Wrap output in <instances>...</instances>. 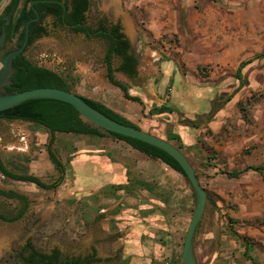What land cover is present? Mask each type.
I'll return each mask as SVG.
<instances>
[{
    "label": "rangeland",
    "instance_id": "1",
    "mask_svg": "<svg viewBox=\"0 0 264 264\" xmlns=\"http://www.w3.org/2000/svg\"><path fill=\"white\" fill-rule=\"evenodd\" d=\"M118 2L120 3L118 10L116 7L110 8L119 14L106 9L109 7L103 8L102 4H91L88 13L91 19H88V22H92L94 18H104L111 13V20L118 21L122 26L121 21L123 22L125 17L122 14L128 12L133 20L134 34L139 33L141 37L144 34L142 31L147 30L144 34L147 43L144 41V44L161 50L168 59L176 62L191 82H214L217 77L232 74L240 61L249 60L264 51V0H118ZM186 5H189V8H186ZM45 23L48 30L45 39L50 40V49L41 45L42 39L35 41L30 48L33 50V62L50 70H59L70 60L67 53L70 46L72 57L77 60H84L87 55L95 58L92 65L94 68L92 70L90 68L86 75L84 71L80 72L81 76L100 74V67L97 65L102 60L100 57L102 53L98 50H92L90 53L86 48L94 41L83 35H74L64 27L55 25L50 19H46ZM126 23L125 21L124 25ZM130 32L131 29L129 32L127 30V33ZM52 44L55 47H52ZM97 46L99 50L104 51L105 46L102 42ZM243 74L245 86L237 94L239 104L235 106L234 111L228 113L234 112L235 118H228L221 130L211 131L213 136L210 135V131H205V135L211 136L213 140L211 145L204 143L205 146L211 150L218 147L224 151L216 152L217 161L210 163L213 166L208 164V168L198 169L197 173L206 194L219 191L224 195L219 208L227 217H224L222 212L218 213V217L221 216L219 225L228 222L231 216L230 219L235 221V230L258 243L264 252V221L250 219L253 221L245 222V215L240 213V206L246 203L244 200H250V197L255 196L257 200L253 201L256 204L251 202L248 211H252L258 218L264 216V190L260 178L257 176V180H251L250 184L258 185L261 190L256 187L249 194L245 193L246 187L241 181H230L226 178L211 180L218 171H230L246 164L264 163V58L254 59L245 67ZM173 83L176 85L175 77L166 74L160 79L159 87L163 89ZM175 87L178 89V86ZM224 88L219 89L225 90ZM76 91L82 93L79 87ZM117 93H120L121 100L126 102L121 92ZM118 97L116 95L115 98L118 100ZM235 136H240L245 141L238 143ZM229 139L231 145L227 146L225 144ZM49 142V133L37 124L0 119V160L5 171L35 176L45 185L59 180L55 190L46 191L32 183L12 179L0 170V192L22 195L24 198L18 200L16 197L8 198L0 194V216L6 221L19 218L13 223H4L0 219V239H5L4 242L0 241V249L3 244L5 250H11V244L19 234L35 237V233H38L41 236H50V246L64 244L72 248L67 251L69 254L78 255L100 245L102 239L98 238L100 232L95 226L99 227L103 222L108 228L113 225L111 221L108 224L107 221H101L103 214L110 215L113 204L110 195H106L110 192L109 187L106 186L95 193H84V187H80L79 183H85L86 179L80 177L78 166L70 162L75 155L89 153L88 151L101 146L103 139L87 140L85 137L69 134L55 135L52 149L61 162L63 168L61 175L48 158ZM200 156H197V159H200ZM203 159L204 157L200 160ZM167 183L179 186L176 180H168ZM181 186L183 191L178 187L176 193V210L181 208L178 198L182 193L186 191L192 193L189 183L185 180ZM151 187L155 189V184ZM245 205L248 206V203ZM208 209L205 208L201 220H205ZM92 226L95 229L88 243L82 240V236ZM250 232L251 237L248 236ZM106 236V241L112 237L111 234ZM42 244L43 242L39 246Z\"/></svg>",
    "mask_w": 264,
    "mask_h": 264
},
{
    "label": "crops",
    "instance_id": "2",
    "mask_svg": "<svg viewBox=\"0 0 264 264\" xmlns=\"http://www.w3.org/2000/svg\"><path fill=\"white\" fill-rule=\"evenodd\" d=\"M119 5L102 4V7H109L106 9L110 10H114L116 7L118 10ZM186 8H189V5H186ZM116 10L114 11L119 14ZM122 15L125 17L123 22L121 21V32L123 39L131 45V50L127 54L135 60L134 74L128 76L118 70L123 63L121 57L112 54L110 63L114 79L126 87L128 96L136 98V100L126 99L124 92L108 81L107 69L104 64L107 44L106 41L96 36L85 37L94 41L86 47L90 53L92 50L102 53L100 56L102 60L97 65L100 67L98 76L93 74L85 76L90 68L91 70L94 68L92 65L95 58L87 55L86 59L77 60L72 57L70 46L67 52L69 62L61 66L59 70L52 71L71 72L74 77L78 78L77 84L71 92L103 105L144 132L159 137L172 145L180 146L181 152L195 170L208 168L211 161H217L216 152L223 149L214 147L213 151L205 146L204 143L209 145L213 143L212 137L206 136L205 131H210V135H212L214 130L223 128L228 118H235L234 112L228 113L234 111L235 106L239 104L237 94L245 86L243 71L254 59H263L257 58V56L264 51L249 60L240 61L232 74L217 77L214 82H191L176 62L168 59L161 50L144 44L146 41L144 34L147 30L142 31L144 34L141 37L139 33L135 32L136 34H134V25H132L133 20L130 14L124 12ZM125 21L130 27L132 25L130 34L127 33ZM112 22L116 24L118 21L113 19ZM104 25L106 24L104 23ZM45 38L47 36L41 38V45L50 49V40ZM99 42L104 44V51L98 49ZM51 46L55 47L54 44ZM247 61L250 62L241 69L240 79H238L237 70L241 64ZM82 71L85 73L84 76L80 74ZM166 74L172 78L175 77L176 85L173 83V85L160 89L159 81ZM77 86L81 88L82 93L76 91ZM175 86H178V89ZM118 91L121 92L126 102L121 100ZM108 92L110 94H107ZM116 95L119 96L118 100L115 98ZM218 105L219 107H217ZM159 109L164 113L158 114ZM57 134L65 133H56L55 135ZM69 135L85 137L87 140L103 139L101 146L88 151L89 153L75 155L70 161L78 166L77 169H80V177L86 179L85 183H79L80 187H84V193H95L106 186L110 190L106 194L110 195L113 202L110 215L103 214L104 217L101 221H107V224L111 221L113 225L108 228L103 222L99 226L103 231L95 226L100 232L98 238L102 239L100 245L95 247L98 256L108 258L117 254V264H183L181 260L182 245L195 202L194 195L186 191L178 198L181 208L176 210V193L178 187L183 191L181 184L185 180L184 177L161 161L147 157L119 139L106 135L103 137ZM235 137L238 143L245 141L240 136ZM225 145H231V139ZM197 156H200V159L204 157V159H197ZM210 165L213 166V164ZM247 167H264V163L246 164L238 166V169L218 171L211 180L218 181L226 178L230 181H241L242 185L246 187L245 193L249 194L256 187L261 190L258 185L250 184V181H256L258 176L264 190V170L261 174L252 170L244 171ZM234 174L239 175L234 177ZM197 179L200 180L198 173ZM168 180L178 181L179 186L167 183ZM150 184H155V189H152ZM207 194L209 196L206 201L207 207H205L209 208L206 210L207 216L204 221L200 220L198 223L192 240L196 263L264 264V252L261 251L259 244L239 234L235 230V221L230 219L229 214L228 222L219 225L221 216L218 217V213L222 212L223 216L227 217L226 213L219 208L223 203L224 195L219 191ZM253 200H257L255 196L250 197V200L245 199L248 206L243 203L240 206V213L245 215V222L253 221L250 219L264 221V216L258 218L252 211H248L251 202L256 204ZM255 210L257 209L255 208ZM233 225L235 226L233 227ZM105 227L108 229L106 230ZM94 229V226L88 229L82 236V240L90 243ZM108 234H111L112 237L106 241ZM251 234L250 232L248 236L251 237ZM0 241L4 242L5 239L1 238ZM2 246L0 254L1 250H5Z\"/></svg>",
    "mask_w": 264,
    "mask_h": 264
},
{
    "label": "trees",
    "instance_id": "3",
    "mask_svg": "<svg viewBox=\"0 0 264 264\" xmlns=\"http://www.w3.org/2000/svg\"><path fill=\"white\" fill-rule=\"evenodd\" d=\"M33 0H23L17 15L13 22V27L9 33V38L16 39L18 45H21L24 39V26L26 22L34 18L35 14L30 6V2ZM85 0H81L80 4H73L71 13H65L62 20V7L55 3H41L34 4V8L39 13L52 14L55 18V25L67 24L72 26L73 33L87 34V36H96L98 38L106 41L107 44V54L104 59V64L107 69V79L114 86L120 88L124 92V97L126 99H134L128 96L126 92V87L120 82L116 81L113 77V70L111 68V55L114 54L123 59V63L119 66L118 70L122 71L128 76L134 74L135 60L132 56L127 54L128 43L123 39V35L119 33V28L114 27L111 30H107L103 26H99L97 30H92L89 26L85 25V11H87L88 4H84ZM68 11V9H66ZM29 38L27 45L34 43L37 38L41 35H46L45 29L40 26V23H31L29 25ZM33 33V35L31 34ZM257 58H264V52L259 54ZM250 61L244 62L240 65L237 70V78L240 79L241 69ZM13 67L15 68V73L11 78L10 87L7 88L8 93H17L24 90H29L33 88L41 87H53L62 89L65 91H72L77 84L78 78L74 77L71 72L61 71L55 72L46 67H42L35 62L27 60L23 56H18L13 62ZM88 105L96 109L106 117L115 120L119 123L129 125L135 128L133 124L127 122L118 115L112 113L110 110L105 108L103 105L94 102L92 100L81 97ZM164 113L163 110L159 109L158 114ZM0 119L7 121H23L32 124H37L43 127L51 136L50 142L47 145V153L50 163L53 165L54 169L61 175L63 173V168L59 158L54 153L52 146L54 143V135L56 133H65L73 135H85L90 137H103L109 136L112 138L119 139L127 143L132 148L143 153L147 157L159 160L166 164L176 172L180 173L186 182L188 180L185 174L182 172L179 165L165 152L160 149L141 142L139 140L131 139L128 137L116 135L113 133L106 132L100 128H97L88 122L84 121L78 112L70 105L51 99H35L25 101L11 109L0 112ZM181 151L180 146L173 145ZM16 163V162H15ZM12 166V165H11ZM14 166H12L13 168ZM0 170L4 172L7 176L15 180H20L22 182L32 183L38 188L46 191L55 190L59 185V180L51 183L50 185H45L37 177L32 175H20L13 172L5 171L2 161L0 160ZM252 170L262 173L264 167H247L244 171ZM239 174H234L237 177ZM61 179V178H60ZM1 195L5 197L12 198L16 197L18 200H23V196L14 195L12 193L0 192ZM207 195V194H206ZM206 207V206H205ZM0 219L5 220L0 216ZM6 221V220H5ZM12 221V220H9ZM233 223V222H232ZM12 256H7L4 260V264H11L13 261Z\"/></svg>",
    "mask_w": 264,
    "mask_h": 264
},
{
    "label": "water",
    "instance_id": "4",
    "mask_svg": "<svg viewBox=\"0 0 264 264\" xmlns=\"http://www.w3.org/2000/svg\"><path fill=\"white\" fill-rule=\"evenodd\" d=\"M22 1L23 0H0V112L11 109L29 100H57L72 106L84 121L97 128L109 133L139 140L168 154L185 174L194 195V208L184 236L181 260L183 264H197L193 253L192 240L196 227L203 216L207 195L197 179V170L192 167L185 155L178 148L159 137L106 117L71 91L53 87H41L17 93L7 92L13 74L12 60L25 49L28 42L29 25L38 19V11L34 8V3L56 2L62 7L63 12H65L66 9L65 4L60 1L35 0L31 2L30 6L36 17L26 22L24 26L23 43L18 50L12 52L9 33Z\"/></svg>",
    "mask_w": 264,
    "mask_h": 264
},
{
    "label": "flooded vegetation",
    "instance_id": "5",
    "mask_svg": "<svg viewBox=\"0 0 264 264\" xmlns=\"http://www.w3.org/2000/svg\"><path fill=\"white\" fill-rule=\"evenodd\" d=\"M35 1V0H33ZM32 1V2H33ZM54 1H60L63 4H65L66 9L68 11L63 12L62 20L64 18V14L67 12L68 14L71 13L73 4H80L81 0H54ZM31 3V2H30ZM41 3H55L56 2H38L34 4H41ZM84 4H88L87 11H85V25L89 26L92 30H97L99 26H103L107 30H111L114 27L119 28V33L123 34L121 32V26L117 22L116 24L112 22L111 20V13L108 16H105L104 18L98 17L94 18L92 22H88V19H91L88 17L89 8L91 4H104V0H85ZM117 4H120L117 0ZM32 8V7H31ZM33 10V9H32ZM63 11V10H62ZM35 14V13H34ZM36 15L34 16V18ZM46 19L52 20L53 23H55L56 18L52 14H46V13H39L38 12V19L33 23H40V26H42L45 29L46 35H41L39 38H37L35 41L44 38L48 36V30H47V24L45 23ZM87 21V24H86ZM104 22L106 25H104ZM100 23V24H99ZM89 24V25H88ZM13 27V24L11 26V29ZM61 27H64L65 29L72 32V26L63 24ZM10 29V31H11ZM73 33V32H72ZM30 34V33H29ZM33 35V33H31ZM74 35H83L87 37V34L82 33H73ZM95 37V36H94ZM29 38V35H28ZM10 39L12 52L18 50V48L22 45H18L16 39ZM23 43V42H22ZM28 43V42H27ZM26 45L25 49L18 54L13 60H12V70L13 74L15 73V68L13 67V62L17 59L18 56H23L27 60L33 62V53L32 49L30 50L31 46ZM131 50V45L128 43V51ZM12 74V76H13ZM11 76V78H12ZM63 174V173H62ZM60 179V178H58ZM19 219V218H18ZM18 219H15L13 221H5L2 220L4 223H13L16 222ZM35 237L30 235L27 236V234H19L18 237L13 241L11 244L12 249L11 250H1L0 254V264H4V260L7 258V256H12L14 259L11 264H117L118 255L116 254L114 257H108V258H101L98 256V251L95 247H91L88 251L81 254H69L67 252L68 250H71L72 248L66 246V245H56V246H50V236H41L38 233H35ZM42 244V246H39V244Z\"/></svg>",
    "mask_w": 264,
    "mask_h": 264
},
{
    "label": "bare ground",
    "instance_id": "6",
    "mask_svg": "<svg viewBox=\"0 0 264 264\" xmlns=\"http://www.w3.org/2000/svg\"><path fill=\"white\" fill-rule=\"evenodd\" d=\"M104 4H106L107 6H116L117 0H104ZM126 28L128 31H130L131 27L128 23H126Z\"/></svg>",
    "mask_w": 264,
    "mask_h": 264
}]
</instances>
